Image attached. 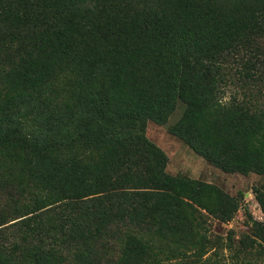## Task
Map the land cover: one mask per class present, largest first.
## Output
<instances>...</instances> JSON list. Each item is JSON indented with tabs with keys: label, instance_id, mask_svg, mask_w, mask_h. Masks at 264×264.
Returning <instances> with one entry per match:
<instances>
[{
	"label": "trees",
	"instance_id": "obj_1",
	"mask_svg": "<svg viewBox=\"0 0 264 264\" xmlns=\"http://www.w3.org/2000/svg\"><path fill=\"white\" fill-rule=\"evenodd\" d=\"M263 83L264 0H0V264H219L207 218L241 197L168 174L146 124L177 107L196 153L264 174ZM247 217L228 264H264Z\"/></svg>",
	"mask_w": 264,
	"mask_h": 264
},
{
	"label": "rangeland",
	"instance_id": "obj_2",
	"mask_svg": "<svg viewBox=\"0 0 264 264\" xmlns=\"http://www.w3.org/2000/svg\"><path fill=\"white\" fill-rule=\"evenodd\" d=\"M241 81L230 83L223 88L222 100L229 101L232 97L242 100L247 89L242 88ZM264 90V83L262 84ZM257 87L252 91L256 92ZM257 93L256 100H261ZM180 109L176 107L167 120L162 123L148 121L146 124V137L156 144L167 156L165 171L173 176H182L190 179L206 181L219 186L223 191L232 196L241 197L238 211L228 222H221L208 217L209 251L206 256L217 258L219 264H228L231 252L225 247L229 237L238 243L239 239H246L251 235V227L248 223L247 213L252 218L264 222V215L254 196L255 188H260L264 183V174L256 172L240 173L237 171L227 172L206 160L196 153L181 139L170 132V128L177 121ZM247 211H246V210ZM214 252H217V256Z\"/></svg>",
	"mask_w": 264,
	"mask_h": 264
}]
</instances>
